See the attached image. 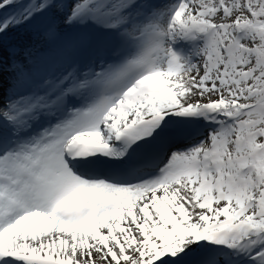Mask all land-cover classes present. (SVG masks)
<instances>
[{
	"label": "snow or ice",
	"instance_id": "snow-or-ice-1",
	"mask_svg": "<svg viewBox=\"0 0 264 264\" xmlns=\"http://www.w3.org/2000/svg\"><path fill=\"white\" fill-rule=\"evenodd\" d=\"M0 86V264H264V0H0Z\"/></svg>",
	"mask_w": 264,
	"mask_h": 264
},
{
	"label": "bare ground",
	"instance_id": "bare-ground-1",
	"mask_svg": "<svg viewBox=\"0 0 264 264\" xmlns=\"http://www.w3.org/2000/svg\"><path fill=\"white\" fill-rule=\"evenodd\" d=\"M18 39L16 41L12 42L11 48H20L23 49L25 47H28L30 45L36 44V37L34 34V30L31 28H23L22 33L17 36ZM10 92L8 91L7 88L0 86V99L3 97L9 95Z\"/></svg>",
	"mask_w": 264,
	"mask_h": 264
},
{
	"label": "rangeland",
	"instance_id": "rangeland-1",
	"mask_svg": "<svg viewBox=\"0 0 264 264\" xmlns=\"http://www.w3.org/2000/svg\"><path fill=\"white\" fill-rule=\"evenodd\" d=\"M23 28L9 33V35L6 37L7 45H12V42L16 41L17 36H19L22 33Z\"/></svg>",
	"mask_w": 264,
	"mask_h": 264
}]
</instances>
